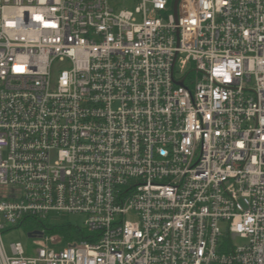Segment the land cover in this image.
Returning a JSON list of instances; mask_svg holds the SVG:
<instances>
[{
	"label": "built area",
	"instance_id": "1",
	"mask_svg": "<svg viewBox=\"0 0 264 264\" xmlns=\"http://www.w3.org/2000/svg\"><path fill=\"white\" fill-rule=\"evenodd\" d=\"M0 264H264V0H0Z\"/></svg>",
	"mask_w": 264,
	"mask_h": 264
},
{
	"label": "rangeland",
	"instance_id": "2",
	"mask_svg": "<svg viewBox=\"0 0 264 264\" xmlns=\"http://www.w3.org/2000/svg\"><path fill=\"white\" fill-rule=\"evenodd\" d=\"M139 0H108L110 6L114 8L116 11L121 10H133L135 6L138 4ZM64 64H58L54 63L51 68V82L52 87L54 86V83L56 82V79L58 77V73L65 69ZM54 218L52 214L49 215L48 220L51 218ZM128 219H134V217H128ZM59 221L69 223L75 227H82L84 222V217L82 215H61L59 217ZM31 228V229H30ZM34 227H21L19 229H14L11 231L6 232L3 234L2 237V244L5 248V251L9 254V246L13 243H20L23 247H26L27 245H31V240L28 238V233L35 230ZM221 229L224 230V225H221ZM234 246H243L245 242L240 239H236L233 242Z\"/></svg>",
	"mask_w": 264,
	"mask_h": 264
},
{
	"label": "trees",
	"instance_id": "3",
	"mask_svg": "<svg viewBox=\"0 0 264 264\" xmlns=\"http://www.w3.org/2000/svg\"><path fill=\"white\" fill-rule=\"evenodd\" d=\"M25 227H38V226H25ZM31 229V228H30ZM49 234L52 235H61L65 238V242L69 243L73 240L75 236H81L83 233L75 230L74 226L69 223L54 224L49 227Z\"/></svg>",
	"mask_w": 264,
	"mask_h": 264
},
{
	"label": "water",
	"instance_id": "4",
	"mask_svg": "<svg viewBox=\"0 0 264 264\" xmlns=\"http://www.w3.org/2000/svg\"><path fill=\"white\" fill-rule=\"evenodd\" d=\"M38 232L28 233V238H33Z\"/></svg>",
	"mask_w": 264,
	"mask_h": 264
},
{
	"label": "snow or ice",
	"instance_id": "5",
	"mask_svg": "<svg viewBox=\"0 0 264 264\" xmlns=\"http://www.w3.org/2000/svg\"><path fill=\"white\" fill-rule=\"evenodd\" d=\"M17 71H22V69H17Z\"/></svg>",
	"mask_w": 264,
	"mask_h": 264
}]
</instances>
